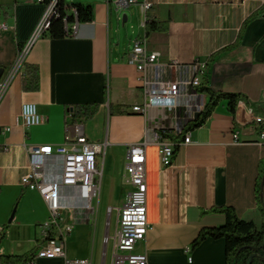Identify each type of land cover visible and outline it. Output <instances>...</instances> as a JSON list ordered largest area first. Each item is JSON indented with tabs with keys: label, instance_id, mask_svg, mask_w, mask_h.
<instances>
[{
	"label": "crops",
	"instance_id": "obj_1",
	"mask_svg": "<svg viewBox=\"0 0 264 264\" xmlns=\"http://www.w3.org/2000/svg\"><path fill=\"white\" fill-rule=\"evenodd\" d=\"M63 1L91 5L93 19L80 23L72 37L40 36L24 56L25 63L39 68V90L23 89L21 70L0 98V231L8 226L0 252L38 249L40 224L51 218L39 191L20 183L31 170L26 145H61L65 124L73 121L71 107L77 104L99 103L85 131L89 139L105 144L101 190L104 182L110 199L124 194L118 209L122 207L128 192L127 146L158 121L156 109L147 116L131 111L143 102V89L129 52L137 38H145L150 50L160 52V63L189 65L199 59L206 64L204 76L212 90L245 96L234 112L221 100L207 121L191 130V142L179 147L172 165H162L156 145L147 147L150 229L136 251L146 253L149 264H226L224 239L207 238L195 248L191 244L204 227L225 223V215L214 207L233 206L241 218L262 222L257 188L264 203V174L258 186L264 138L253 116L264 115V0H139L126 9L117 6L118 0ZM145 2L156 7L162 20L170 19L168 31L146 37ZM44 10L39 0H0V25L8 26L0 29V66L7 67L0 69V82L10 75L19 45L29 40ZM124 13L131 30L123 37L116 22L123 24ZM246 21L241 44L208 63L236 42ZM189 75L191 69L181 68L180 76ZM25 102L38 105L45 119L41 125L17 121ZM65 222L75 223L67 238L68 258L112 264L118 212L113 233L108 209L105 220L97 210L93 219L66 213ZM33 264H65V258L38 256Z\"/></svg>",
	"mask_w": 264,
	"mask_h": 264
},
{
	"label": "built area",
	"instance_id": "obj_2",
	"mask_svg": "<svg viewBox=\"0 0 264 264\" xmlns=\"http://www.w3.org/2000/svg\"><path fill=\"white\" fill-rule=\"evenodd\" d=\"M43 2V0H39ZM58 0L45 6L31 37L19 51L17 59L7 79L0 82V98L9 87L11 78L23 69L24 56L35 41L45 33V20L56 16ZM139 0H118L117 6L127 8ZM145 2L143 9L150 8ZM78 23L73 25L75 32ZM5 23L0 29L5 30ZM129 61L139 72L143 89V102L133 105L131 111L146 115L156 109L158 121L150 125L140 141L127 146V165L124 183L128 187L126 200L118 212V229L115 236L112 264H149L146 253L137 252L138 243L144 241L150 229L147 209V147H158L162 165L173 164L177 147L191 142L188 126L195 121L197 113H202L208 95L199 90L206 64L199 59L182 65L177 60L160 63V52L152 51L145 38H137ZM191 69L188 77L180 76L181 68ZM197 97H206V104H197ZM24 126H38L44 122L35 102L22 105L19 119ZM253 122L264 138V115L253 116ZM184 135L177 140L176 137ZM238 139V133H234ZM30 154V168L21 177L24 189L37 190L46 201L50 220L40 224L38 256H60L65 264H92L88 258H68L67 238L74 230L75 223L65 222L66 213L88 214L93 219L97 213L95 201L101 193V179L105 144L88 138L85 123L81 120L66 122L64 142L53 147L30 143L26 145ZM112 207H108L111 214Z\"/></svg>",
	"mask_w": 264,
	"mask_h": 264
},
{
	"label": "trees",
	"instance_id": "obj_3",
	"mask_svg": "<svg viewBox=\"0 0 264 264\" xmlns=\"http://www.w3.org/2000/svg\"><path fill=\"white\" fill-rule=\"evenodd\" d=\"M53 0H43L44 5H48ZM58 14L50 18L48 28L45 30L48 37L52 39H62L75 35L73 25L83 22H89L93 19V8L91 5L82 3L65 4L63 0H58L56 4ZM145 35L149 37L154 32H166L169 29L170 19L162 20L156 7L146 9ZM247 21L243 24L239 36L235 43L223 48L213 54L208 63L213 62L221 53L230 51L242 42L244 30ZM23 46L19 45V51ZM7 67L2 65L3 71ZM208 78L204 76L199 87L201 92L208 95V101L200 117L188 126V130L199 127L204 124L212 115L221 100H227L229 109L234 112L238 101L244 98V94L239 92L214 91L208 86ZM22 86L25 91H37L40 88L39 68L33 64L25 63L22 69ZM99 107V103L77 104L71 111L73 121L81 120L84 123L92 118ZM261 131V129H259ZM184 133L176 137L179 140ZM177 147L176 151H178ZM264 174V158L260 161V179ZM261 188H257V202L262 214L260 225L253 220L241 218L233 206H220L212 208L213 211L223 213L226 221L222 225L204 227L191 246L195 248L207 238L224 239L226 243V264H264V203ZM8 226H4L0 231V245L6 237ZM37 247L22 254H2L0 252V264H33L38 257Z\"/></svg>",
	"mask_w": 264,
	"mask_h": 264
},
{
	"label": "rangeland",
	"instance_id": "obj_4",
	"mask_svg": "<svg viewBox=\"0 0 264 264\" xmlns=\"http://www.w3.org/2000/svg\"><path fill=\"white\" fill-rule=\"evenodd\" d=\"M116 24H117V29L120 31V33H122L123 37L125 36V34L127 32H129L131 30L129 22H127V23H125V25H123L122 20L120 19V20H118V23L116 22ZM121 198L122 199L124 198V194H122L121 196H118V194H117L116 198L114 197V198L110 199L108 186L103 182L100 197H99V199H97L94 202L96 207L98 206L97 210H99V216L102 217L104 220L107 217L108 207L114 208L113 212L111 213V222H112L111 223L112 224L111 225V233L114 232L115 222H116V218H117V209H118V205L120 204L119 200ZM91 229H93V227ZM111 248H112V241H110V243H109L108 253L111 252Z\"/></svg>",
	"mask_w": 264,
	"mask_h": 264
},
{
	"label": "bare ground",
	"instance_id": "obj_5",
	"mask_svg": "<svg viewBox=\"0 0 264 264\" xmlns=\"http://www.w3.org/2000/svg\"><path fill=\"white\" fill-rule=\"evenodd\" d=\"M53 16H48L47 20H45V30L48 28L50 23V18ZM197 104H205L204 103V97H197Z\"/></svg>",
	"mask_w": 264,
	"mask_h": 264
},
{
	"label": "water",
	"instance_id": "obj_6",
	"mask_svg": "<svg viewBox=\"0 0 264 264\" xmlns=\"http://www.w3.org/2000/svg\"><path fill=\"white\" fill-rule=\"evenodd\" d=\"M123 9H124V8H123ZM125 9H126V8H125ZM126 21H127V14L124 13V14H123V24H125ZM1 77H2V74H1V76H0V79H1ZM73 108H74V107H71L72 110H73ZM200 115H201V113H197V114H196V117H195V120H197V119L200 117Z\"/></svg>",
	"mask_w": 264,
	"mask_h": 264
}]
</instances>
